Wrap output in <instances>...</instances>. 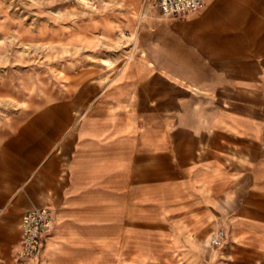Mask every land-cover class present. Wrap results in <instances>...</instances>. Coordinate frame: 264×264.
Listing matches in <instances>:
<instances>
[{
  "label": "crops",
  "instance_id": "0c3cea01",
  "mask_svg": "<svg viewBox=\"0 0 264 264\" xmlns=\"http://www.w3.org/2000/svg\"><path fill=\"white\" fill-rule=\"evenodd\" d=\"M34 1L43 21H12L17 35L80 51L89 67L73 122L53 128L73 131L63 183L33 206L51 212L46 264H264L258 14L239 0H201L176 20L132 15L145 0Z\"/></svg>",
  "mask_w": 264,
  "mask_h": 264
},
{
  "label": "rangeland",
  "instance_id": "374dc122",
  "mask_svg": "<svg viewBox=\"0 0 264 264\" xmlns=\"http://www.w3.org/2000/svg\"><path fill=\"white\" fill-rule=\"evenodd\" d=\"M239 1L235 5L244 14H258L255 23L263 31L258 37L264 41V1ZM147 4L141 11L155 10ZM36 5L34 0H0V24L7 20L9 26L0 29V264L28 260L18 255L21 215L28 208L53 202L63 183L73 131L53 128L61 119L73 122L74 91L81 90L80 75L89 69L80 64V51L17 35L12 21L33 27L43 21L35 13ZM103 5L93 4V10L100 13ZM242 39L248 42L249 35ZM258 58L264 59V46H258Z\"/></svg>",
  "mask_w": 264,
  "mask_h": 264
},
{
  "label": "built area",
  "instance_id": "2783aa9c",
  "mask_svg": "<svg viewBox=\"0 0 264 264\" xmlns=\"http://www.w3.org/2000/svg\"><path fill=\"white\" fill-rule=\"evenodd\" d=\"M149 2L160 15L168 20L181 18L187 12L196 10L201 0H145ZM52 229L50 209L46 206L33 207L26 210L20 220V243L18 255L22 258L36 259L44 247ZM224 238V232L218 231L213 238V244L219 245Z\"/></svg>",
  "mask_w": 264,
  "mask_h": 264
},
{
  "label": "bare ground",
  "instance_id": "6f19581e",
  "mask_svg": "<svg viewBox=\"0 0 264 264\" xmlns=\"http://www.w3.org/2000/svg\"><path fill=\"white\" fill-rule=\"evenodd\" d=\"M146 2V1H145ZM151 4L148 2L147 6L146 7H150ZM141 7H142V4L141 3H136L134 4V7H133V12L131 13L132 15L137 13V12H140L141 11ZM146 11H149L148 9H145L144 12ZM8 21H4L3 23L0 24V29L2 31H6L7 28L9 27L8 26ZM57 31H55L54 33H48L47 30L45 29H41V36H46L48 39H50L51 41H58V40H62L61 38V34L59 33L58 29H56ZM20 33L22 35H29L28 34V31L25 30L24 28L20 31ZM77 38L76 36L73 34V31H71L69 33V35L64 38V41H67V42H74L76 41ZM46 246L42 249L41 253H40V257H39V264H46L48 258H49V254H48V250H49V247L51 245V237H48L47 238V242H46ZM30 264H36V259H31L30 260Z\"/></svg>",
  "mask_w": 264,
  "mask_h": 264
}]
</instances>
